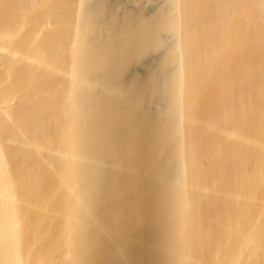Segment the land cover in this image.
<instances>
[{
	"label": "bare ground",
	"instance_id": "1",
	"mask_svg": "<svg viewBox=\"0 0 264 264\" xmlns=\"http://www.w3.org/2000/svg\"><path fill=\"white\" fill-rule=\"evenodd\" d=\"M0 264H264V0H0Z\"/></svg>",
	"mask_w": 264,
	"mask_h": 264
}]
</instances>
